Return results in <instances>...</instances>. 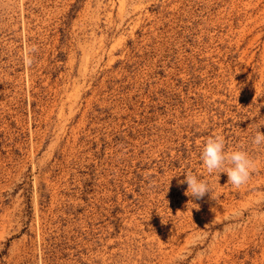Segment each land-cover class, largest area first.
Here are the masks:
<instances>
[{
  "label": "rangeland",
  "instance_id": "rangeland-1",
  "mask_svg": "<svg viewBox=\"0 0 264 264\" xmlns=\"http://www.w3.org/2000/svg\"><path fill=\"white\" fill-rule=\"evenodd\" d=\"M257 132L264 0H0V264H264Z\"/></svg>",
  "mask_w": 264,
  "mask_h": 264
},
{
  "label": "clouds",
  "instance_id": "clouds-1",
  "mask_svg": "<svg viewBox=\"0 0 264 264\" xmlns=\"http://www.w3.org/2000/svg\"><path fill=\"white\" fill-rule=\"evenodd\" d=\"M252 143L255 146L264 145V133L257 132ZM200 160L207 173H226L228 177L227 183L236 189L241 188L249 182L256 166L255 160L250 158L246 151L236 150L226 153L225 138L222 135L207 138L200 154ZM178 183H186L188 187L185 195L195 200H200L206 193H211L207 181L198 179L191 172L185 173V179L178 181ZM189 204L198 207L192 203L191 199Z\"/></svg>",
  "mask_w": 264,
  "mask_h": 264
}]
</instances>
